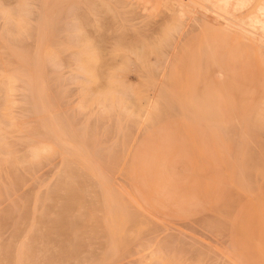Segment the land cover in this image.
I'll return each instance as SVG.
<instances>
[{"label":"rangeland","instance_id":"374dc122","mask_svg":"<svg viewBox=\"0 0 264 264\" xmlns=\"http://www.w3.org/2000/svg\"><path fill=\"white\" fill-rule=\"evenodd\" d=\"M233 1L0 0V264H264V0Z\"/></svg>","mask_w":264,"mask_h":264},{"label":"bare ground","instance_id":"6f19581e","mask_svg":"<svg viewBox=\"0 0 264 264\" xmlns=\"http://www.w3.org/2000/svg\"><path fill=\"white\" fill-rule=\"evenodd\" d=\"M224 1H225V0H224ZM232 1H233V0H232ZM238 1H239V0H238ZM238 1H237V2H238ZM226 2H227V1H226ZM230 2H231V1H230ZM233 2H234V1H233ZM237 2H236V3H237ZM241 2L244 3L243 0H242ZM241 2H239V4H240ZM247 2H248V1H247ZM239 4H238V5H239ZM215 5H216V4H215ZM218 5H219V4H218ZM240 5H242V4H240ZM244 5H245V4H243V6H244ZM222 6H223V5H222ZM229 6H230V5H229ZM229 6H228V9H229ZM233 6H234V5H233ZM243 6H242V7H243ZM223 7H224V6H223ZM234 7H235V6H234ZM242 7H241V8H242ZM216 8H217V7H216ZM232 8H233V7H232ZM237 8H238V7H237ZM239 8H240V7H239ZM263 8H264V7H263ZM225 9H226V8H225ZM225 9H224V10H225ZM230 10H231V9H230ZM235 10H237V9L235 8ZM258 10H259V9H258ZM263 10H264V9H263ZM212 12H213V11H212ZM214 12H215V11H214ZM256 13H257V12H256ZM260 13H261V12H260ZM215 14H216V12H215ZM221 14H223V13H221ZM226 14H227V13H226ZM229 15H230V14H229ZM257 15H258V14H257ZM262 15H264V14H262ZM219 16H220V15H219ZM221 16H222V15H221ZM224 16H225V15H224ZM230 16H231V15H230ZM252 17H254V15H253ZM256 17H257V16H256ZM230 18H232V17H230ZM261 18H263V17H261ZM227 19H228V18H227ZM257 19H258V18H257ZM257 19H254V20H257ZM263 19H264V18H263ZM229 20H230V19H229ZM229 20H228V21H229ZM231 20H232V19H231ZM224 21H225V20H224ZM234 21H236V20L234 19ZM230 22L232 23V21H230ZM228 23H229V22H228ZM228 23H227V24H228ZM234 23H235V22H234ZM258 23H259V21H255L252 27H254L255 25H257ZM238 24H239V23H238ZM247 26H248V25H247ZM250 27H251V26H250ZM250 27H249V28H250ZM252 27H251V28H252ZM251 28H250V29H251ZM254 28H255V27H254ZM255 30H256V29H255ZM258 30H259V28H258ZM262 36H263V35H262Z\"/></svg>","mask_w":264,"mask_h":264}]
</instances>
